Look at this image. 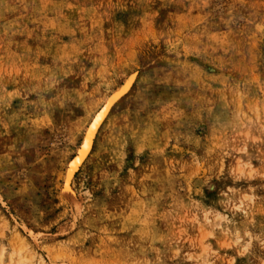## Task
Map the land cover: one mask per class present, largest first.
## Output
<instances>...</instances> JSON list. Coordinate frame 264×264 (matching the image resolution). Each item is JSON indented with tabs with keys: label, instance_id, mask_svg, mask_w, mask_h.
<instances>
[{
	"label": "rangeland",
	"instance_id": "374dc122",
	"mask_svg": "<svg viewBox=\"0 0 264 264\" xmlns=\"http://www.w3.org/2000/svg\"><path fill=\"white\" fill-rule=\"evenodd\" d=\"M0 244L264 264V0H0Z\"/></svg>",
	"mask_w": 264,
	"mask_h": 264
},
{
	"label": "bare ground",
	"instance_id": "6f19581e",
	"mask_svg": "<svg viewBox=\"0 0 264 264\" xmlns=\"http://www.w3.org/2000/svg\"><path fill=\"white\" fill-rule=\"evenodd\" d=\"M133 82H134V77H130L121 88H119L110 98H108L105 101L102 109L96 113V115L92 119V122L90 123L86 131V136H85L83 148L81 150L79 159H84L85 155L90 150L94 142L96 132L98 131L101 123L103 122L105 117L110 112V109L112 108V106L130 90V88L133 85ZM1 245L2 244H0V263L5 261L6 259L5 256L7 254L5 247H2ZM15 255H17V257L20 256V251L15 252V250H12V253L9 254L8 260L14 262ZM25 259L23 258L22 260L20 259L21 262L17 261V264H23V262L26 261Z\"/></svg>",
	"mask_w": 264,
	"mask_h": 264
}]
</instances>
